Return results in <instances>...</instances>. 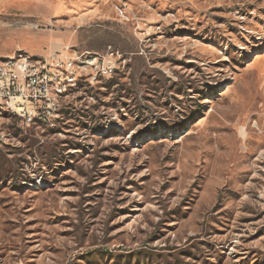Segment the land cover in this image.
I'll use <instances>...</instances> for the list:
<instances>
[{"label": "rangeland", "instance_id": "rangeland-1", "mask_svg": "<svg viewBox=\"0 0 264 264\" xmlns=\"http://www.w3.org/2000/svg\"><path fill=\"white\" fill-rule=\"evenodd\" d=\"M0 22V60L57 38L91 60L47 124L0 102L2 264H264V0H0Z\"/></svg>", "mask_w": 264, "mask_h": 264}, {"label": "built area", "instance_id": "built-area-1", "mask_svg": "<svg viewBox=\"0 0 264 264\" xmlns=\"http://www.w3.org/2000/svg\"><path fill=\"white\" fill-rule=\"evenodd\" d=\"M78 61L82 62L78 53L68 51L34 56L18 50L4 57L0 60L1 103L16 109L24 124H42V117L53 118L69 91L77 85L80 66L91 75V60L85 61V65Z\"/></svg>", "mask_w": 264, "mask_h": 264}, {"label": "crops", "instance_id": "crops-1", "mask_svg": "<svg viewBox=\"0 0 264 264\" xmlns=\"http://www.w3.org/2000/svg\"><path fill=\"white\" fill-rule=\"evenodd\" d=\"M2 31H3V26H2V24H1V22H0V53H2L3 52V50H4V46H3V44H2ZM59 41V42H58ZM60 42H61V44H60ZM60 44L61 45V47H59V49H58V47L57 48H55L54 50H51L50 52H48V53H45V54H39L38 52H39V49H35V48H33V47H31V46H27L26 48H28L32 53H29L28 51H26V50H24V49H22V48H17V49H15V51H14V53L15 52H17L18 50H24V51H26V52H28L29 54H31V55H34V56H50V55H54L55 53H57V52H59V51H61V52H63L64 50H63V40H62V38H57L56 39V44ZM19 46V45H18ZM21 47V46H20ZM14 53H12V54H5L4 55V57H8V56H12Z\"/></svg>", "mask_w": 264, "mask_h": 264}, {"label": "bare ground", "instance_id": "bare-ground-1", "mask_svg": "<svg viewBox=\"0 0 264 264\" xmlns=\"http://www.w3.org/2000/svg\"><path fill=\"white\" fill-rule=\"evenodd\" d=\"M0 102H1V101H0ZM2 104H3V103H2ZM4 106L6 107V109L11 110V111H13V112L16 113V109L11 108V107L8 106V105H4ZM51 119H52V117H42V124H47V123H49V122L51 121Z\"/></svg>", "mask_w": 264, "mask_h": 264}]
</instances>
